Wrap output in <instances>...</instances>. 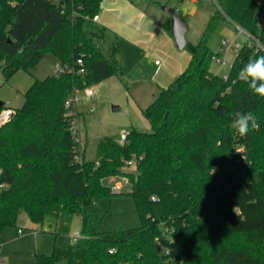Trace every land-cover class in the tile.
I'll list each match as a JSON object with an SVG mask.
<instances>
[{
	"label": "trees",
	"instance_id": "16d2710c",
	"mask_svg": "<svg viewBox=\"0 0 264 264\" xmlns=\"http://www.w3.org/2000/svg\"><path fill=\"white\" fill-rule=\"evenodd\" d=\"M103 1L0 0L6 80L35 68L47 53L66 67L35 80L24 105L0 128V237L21 211L42 228L54 220L57 235L68 233L79 215L81 238L38 255V264H264V99L236 78L264 54L260 4L215 0L200 41L186 46L187 70L143 110L151 131L132 127L124 144L106 137L97 160L85 161L74 130L78 114L66 100L122 72L100 49V32L84 29ZM222 22L250 35L228 79L211 68L218 54L210 39ZM165 28L171 32V18ZM235 112L253 113L259 128L240 137L231 128ZM132 162L136 171H125ZM114 176L132 183L128 194L141 225L98 232L92 206L122 194L103 183Z\"/></svg>",
	"mask_w": 264,
	"mask_h": 264
},
{
	"label": "rangeland",
	"instance_id": "374dc122",
	"mask_svg": "<svg viewBox=\"0 0 264 264\" xmlns=\"http://www.w3.org/2000/svg\"><path fill=\"white\" fill-rule=\"evenodd\" d=\"M60 4L64 0H52ZM149 8L164 12L163 7L175 8L182 14L187 25V41L190 45L197 44L210 18L217 10L215 0H137ZM195 1V2H193ZM262 13L260 23L264 16V0H256ZM165 13V12H164ZM166 14V13H165ZM84 29L89 34L102 32L103 28L91 19L84 23ZM225 40L237 41L243 45L247 41L244 32L237 31L228 22H222L210 39V46L219 53L217 58L227 61V65L213 59L211 68L218 75L229 73L230 66L235 59L233 51L226 52L222 49ZM105 56L109 57L111 39L110 35L96 39ZM191 54L188 48L180 50ZM163 61L160 57H152L147 60L146 68L152 73L155 68V61ZM57 58L47 53L38 65L30 70L20 69L9 80H6L0 70V102L6 108L19 109L25 103V93L35 80H43L57 73ZM151 77L152 74H149ZM95 91V97H87L85 90L77 93L78 99L74 104L73 112L78 114L74 121V128L77 131V138L80 141L82 151L81 159L95 161L98 158V147L102 139L106 137L120 141L124 134H127L132 127L142 131L150 132L151 126L145 117L144 101H139L135 94V86L129 83L120 74L114 76L111 81L104 84L91 86ZM146 105V104H145ZM114 106L120 109L115 112ZM127 172H135V163L132 162L124 168ZM105 185L119 186L122 194H115L111 198L102 200L99 204L92 206L96 230L98 232L116 231L121 229L136 228L141 225L134 199L128 194L132 190V183L125 180L123 176L108 177L103 180ZM51 224V225H50ZM82 218L75 215L68 233H55L56 222L49 221L44 225H36L31 222L24 211L18 216L15 227L4 230L0 237V263L1 264H38V255H51L54 248H68L75 242L72 236L80 233ZM19 229L22 232H19ZM56 264H67L62 260Z\"/></svg>",
	"mask_w": 264,
	"mask_h": 264
},
{
	"label": "crops",
	"instance_id": "0c3cea01",
	"mask_svg": "<svg viewBox=\"0 0 264 264\" xmlns=\"http://www.w3.org/2000/svg\"><path fill=\"white\" fill-rule=\"evenodd\" d=\"M164 12L137 0H104L99 19L94 21L103 28L100 38L110 35L109 58L115 57L122 69L118 74L134 84L138 100L144 101V109L155 101L162 88L170 86L187 70L192 59L191 54L180 52L171 32L166 30L165 25L171 17ZM152 57H160L163 61H155V68L149 73L146 64Z\"/></svg>",
	"mask_w": 264,
	"mask_h": 264
},
{
	"label": "clouds",
	"instance_id": "9594fccd",
	"mask_svg": "<svg viewBox=\"0 0 264 264\" xmlns=\"http://www.w3.org/2000/svg\"><path fill=\"white\" fill-rule=\"evenodd\" d=\"M237 80L247 84L253 95L264 99V54L250 59L237 73ZM260 126L256 115L251 112H235L231 128L240 137H245L250 131Z\"/></svg>",
	"mask_w": 264,
	"mask_h": 264
},
{
	"label": "built area",
	"instance_id": "2783aa9c",
	"mask_svg": "<svg viewBox=\"0 0 264 264\" xmlns=\"http://www.w3.org/2000/svg\"><path fill=\"white\" fill-rule=\"evenodd\" d=\"M99 19V16L98 15H95L93 17V21H98ZM241 32H244L247 37H249L250 35L244 31L243 29H240ZM241 44L237 41H229V40H225L222 44V49L225 50L226 52L228 51H233V53L235 55H237L239 53V50L241 48ZM215 59L217 58L216 56L214 57ZM81 63V60L79 61ZM217 62L218 63H221L223 65H226V61L225 60H221L219 58H217ZM66 71V67H63L60 65V63L57 64V73H63ZM84 72V69H81L80 70V73H83ZM225 79H228V76L227 74L224 75ZM85 94L87 95V97H95V91L91 88V87H86L85 89ZM80 90H76L67 100H66V103H65V107L67 109H74V104L75 102L77 101L78 99V95L77 93L79 92ZM14 113V110L13 109H9V108H6V107H0V128L2 126H4L5 124H7L9 122V120L11 119L12 115ZM75 130V128H74ZM76 131V130H75ZM77 132V131H76ZM120 142L122 144H124L126 142V135H123L120 139ZM131 164V163H130ZM125 180H128L126 177H124ZM114 190L116 192H119L121 190V188L119 186H115L114 187ZM20 233L22 232V230L19 231ZM81 238V233H78L74 236H72V240L73 242H77L79 239Z\"/></svg>",
	"mask_w": 264,
	"mask_h": 264
},
{
	"label": "water",
	"instance_id": "95a60500",
	"mask_svg": "<svg viewBox=\"0 0 264 264\" xmlns=\"http://www.w3.org/2000/svg\"><path fill=\"white\" fill-rule=\"evenodd\" d=\"M163 10L166 11L168 14H170L171 17V34L176 42L177 47L180 50H183L186 48L188 41L186 38V33L188 31V25L182 17L178 10L175 8H168L167 6L163 7ZM4 103L0 102V107H3ZM119 109V106H114L113 110L117 112Z\"/></svg>",
	"mask_w": 264,
	"mask_h": 264
}]
</instances>
